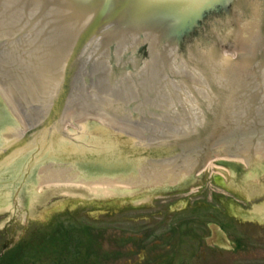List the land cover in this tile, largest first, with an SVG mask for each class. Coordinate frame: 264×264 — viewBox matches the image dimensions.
Masks as SVG:
<instances>
[{
	"label": "water",
	"instance_id": "water-1",
	"mask_svg": "<svg viewBox=\"0 0 264 264\" xmlns=\"http://www.w3.org/2000/svg\"><path fill=\"white\" fill-rule=\"evenodd\" d=\"M213 168L264 175V0H0V229L58 196L185 191ZM240 224L264 244V201Z\"/></svg>",
	"mask_w": 264,
	"mask_h": 264
},
{
	"label": "rangeland",
	"instance_id": "rangeland-1",
	"mask_svg": "<svg viewBox=\"0 0 264 264\" xmlns=\"http://www.w3.org/2000/svg\"><path fill=\"white\" fill-rule=\"evenodd\" d=\"M263 183L264 175L257 182L239 181L213 168L203 172L201 183L185 191L140 192L124 201L58 196L28 222L13 216L5 223L0 229V264H10L12 257L19 259L18 264H264L261 239L254 236L248 251L236 255L217 231L221 224L226 226L230 245L236 235H251L241 226L240 215L264 201V194L252 196L256 184ZM62 190L69 189L47 183L37 187V193ZM200 206L201 260L197 235L176 239L169 235L170 227L179 221L197 230ZM71 228L80 230L72 240L66 235ZM146 235V247L138 249L132 238ZM217 245L225 247L215 250Z\"/></svg>",
	"mask_w": 264,
	"mask_h": 264
},
{
	"label": "flooded vegetation",
	"instance_id": "flooded-vegetation-1",
	"mask_svg": "<svg viewBox=\"0 0 264 264\" xmlns=\"http://www.w3.org/2000/svg\"><path fill=\"white\" fill-rule=\"evenodd\" d=\"M200 212V217L198 218L197 220V230L194 229V227L191 226V223L188 225V222H184V221H179V222H175L173 224V226L170 227V231H169V235L171 234V236H173L175 239L176 237L178 236H182V235H191L192 237L193 236H198L199 238V248H198V258L201 260V206H200V210H198ZM182 226V227H181ZM220 227L225 230V227L223 224L220 225ZM141 228V227H140ZM140 228L137 229L136 231V234H140L141 231H140ZM140 232V233H139ZM243 233H247L245 231H243ZM221 236V235H220ZM149 235H146V237H142V239H134L132 238L134 241L133 243L136 244V247L138 249H144L146 247V243H147V239H148ZM129 238V239H130ZM254 239V236L252 235H248V234H243V236H235L234 238V241H232V245H230V248L233 249V252L237 255L239 253H241V251H248L249 249V243L250 241H252ZM124 243H126V240L123 239ZM234 243V244H233ZM225 244V243H223ZM221 247H225V246H222V245H217L215 246V250H220L222 249ZM200 264H201V261H200Z\"/></svg>",
	"mask_w": 264,
	"mask_h": 264
},
{
	"label": "bare ground",
	"instance_id": "bare-ground-1",
	"mask_svg": "<svg viewBox=\"0 0 264 264\" xmlns=\"http://www.w3.org/2000/svg\"><path fill=\"white\" fill-rule=\"evenodd\" d=\"M47 186H63L64 188L76 189V188H83L90 191H97L99 189H106L107 184L104 181H94V182H65V181H47ZM219 185V184H218ZM88 192V191H87Z\"/></svg>",
	"mask_w": 264,
	"mask_h": 264
},
{
	"label": "trees",
	"instance_id": "trees-1",
	"mask_svg": "<svg viewBox=\"0 0 264 264\" xmlns=\"http://www.w3.org/2000/svg\"><path fill=\"white\" fill-rule=\"evenodd\" d=\"M86 230H88V229H86ZM69 233H67L66 235L67 236H69V239H73V238H75V236L77 237L78 236V233H80V230H78V232H76V229H69V231H68ZM80 235V234H79ZM65 236V235H64ZM67 236H65V237H67ZM68 241V240H67ZM17 252V251H16ZM88 257V256H87ZM12 260L14 261V260H17L16 261V263L15 264H18V262H19V259H16V258H13L12 257V259L9 261L10 262V264H11V262H12ZM94 264L96 263V261H94L93 262ZM90 264H92V262L90 261ZM96 264H98V263H96ZM100 264V263H99Z\"/></svg>",
	"mask_w": 264,
	"mask_h": 264
}]
</instances>
